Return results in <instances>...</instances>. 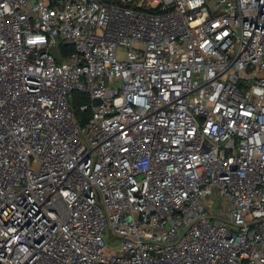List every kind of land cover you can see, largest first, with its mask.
I'll return each mask as SVG.
<instances>
[{"label": "built area", "instance_id": "obj_1", "mask_svg": "<svg viewBox=\"0 0 264 264\" xmlns=\"http://www.w3.org/2000/svg\"><path fill=\"white\" fill-rule=\"evenodd\" d=\"M0 264H264V0H0Z\"/></svg>", "mask_w": 264, "mask_h": 264}, {"label": "trees", "instance_id": "obj_2", "mask_svg": "<svg viewBox=\"0 0 264 264\" xmlns=\"http://www.w3.org/2000/svg\"><path fill=\"white\" fill-rule=\"evenodd\" d=\"M61 54H62V56H66V55H69L73 50H74V48L73 47H71V46H61ZM89 101V97H88V95L87 94H84V93H82V92H80V91H76V92H74V101H73V103H74V106H75V108H76V110L79 112V106L81 105V104H84V103H87ZM88 115H90V111H88V112H86V114H80V116L81 117H86V116H88Z\"/></svg>", "mask_w": 264, "mask_h": 264}, {"label": "rangeland", "instance_id": "obj_3", "mask_svg": "<svg viewBox=\"0 0 264 264\" xmlns=\"http://www.w3.org/2000/svg\"><path fill=\"white\" fill-rule=\"evenodd\" d=\"M120 56H121V57L126 56L125 52H123L122 54H120ZM115 245H117V244H115Z\"/></svg>", "mask_w": 264, "mask_h": 264}, {"label": "water", "instance_id": "obj_4", "mask_svg": "<svg viewBox=\"0 0 264 264\" xmlns=\"http://www.w3.org/2000/svg\"><path fill=\"white\" fill-rule=\"evenodd\" d=\"M105 1H110V0H105Z\"/></svg>", "mask_w": 264, "mask_h": 264}]
</instances>
